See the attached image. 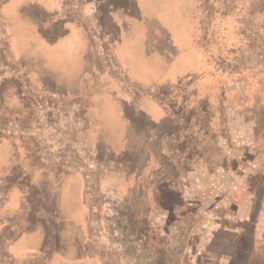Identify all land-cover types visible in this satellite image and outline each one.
<instances>
[{"label": "rangeland", "instance_id": "rangeland-1", "mask_svg": "<svg viewBox=\"0 0 264 264\" xmlns=\"http://www.w3.org/2000/svg\"><path fill=\"white\" fill-rule=\"evenodd\" d=\"M64 1L70 7L65 13L61 0L0 1V32L6 37L0 41V264L6 263L7 241L29 225L36 211L38 216L48 217L37 208L41 204L37 196L40 191L30 185L37 166L42 170L58 167L85 181L82 188L80 178L66 174L61 177V187L53 192L57 193L61 208L78 206L82 198L83 208L75 216L77 225H69L66 220L64 237L65 241L83 243L80 239L85 235L87 253L94 259L90 264H264V0ZM88 1H96V18L105 12L101 5L112 7L111 17L118 18L126 32L130 31L128 24L135 31L134 21L141 13L137 8L143 10L145 21L150 17V22L156 23L151 37L164 26L157 20L165 10L178 21L190 12L192 19L198 21L193 26L194 37L202 40L199 45L207 62L206 70L222 86L227 103L219 106L215 115L219 134L212 138L203 133L193 136L187 119L176 117L170 107L171 98L176 102L182 96L173 85L152 82L151 87L139 88L127 78L112 52L110 33L114 32L105 24H95L94 14L89 19L83 15L82 5ZM91 11L95 13L93 6ZM62 14L88 23V35L94 38L102 69L93 83L118 84L134 99L148 94L177 119L175 124L165 126L172 131L163 139L166 148H160L159 140L156 147L152 143L144 148L140 138L145 140L146 135L140 133V144L130 147L139 151L133 162L132 154L126 151L116 154L117 150L127 149L123 142L114 148L111 139L103 136L96 148L95 141L100 138L85 137L82 129L94 125L84 117L85 108L66 105L54 95L72 92L64 89L75 80L69 67L78 66V52L86 45V61L90 62L93 39L86 38L83 27L68 19L64 21ZM54 17L61 23L48 34L42 26ZM148 33L146 28L145 36ZM75 41H81V50ZM138 50L142 52L141 48ZM6 51L12 55V63ZM172 51L168 43L167 52ZM41 54L45 55L43 59ZM152 61L154 68H161L158 55L151 59V65ZM34 85L44 89H32ZM107 86L99 106L111 115L115 108L111 98L105 104L109 98ZM183 109L192 116L188 108ZM102 112L99 109L97 117ZM114 118L115 115L102 117L104 134L117 125L119 132L131 133L126 122L115 123ZM151 126L144 128L149 130ZM228 135L234 140L231 144L241 145V149L255 148L246 156V165L230 173L217 169L229 144ZM1 136L7 138L2 140ZM186 142L197 148L189 150L193 157L183 159L182 152L192 147ZM152 147L156 152L165 149L166 161L170 160L167 169L161 158L164 155L148 153ZM20 161L23 168L16 166ZM175 162L177 165L172 167ZM24 168L31 170L27 173ZM164 178L168 179L166 185ZM47 180L53 183L55 178L47 176L44 181ZM47 195L45 198L52 202L53 196ZM14 196L18 200H11ZM38 239L39 233L35 232L33 246H39ZM51 247L52 252L43 255L51 254L49 264H67L72 248L56 247V243ZM26 260L42 264L40 259Z\"/></svg>", "mask_w": 264, "mask_h": 264}, {"label": "crops", "instance_id": "crops-1", "mask_svg": "<svg viewBox=\"0 0 264 264\" xmlns=\"http://www.w3.org/2000/svg\"><path fill=\"white\" fill-rule=\"evenodd\" d=\"M1 1V0H0ZM3 2H8V0H2ZM187 1L190 0H185ZM61 7L62 12H66V10H70V7L65 3L64 0H61ZM86 5H82L83 7V15L85 18H92L91 16L94 14V21L95 24L98 22L100 25H106L111 28V31L114 32V34L110 33L111 39H112V52L114 53V56L116 58L117 63L119 64L120 69L123 71V73L127 76L128 79L132 80L134 84L139 86V88L144 87H151L152 82L154 83H165V82H174L175 79H177L182 73L184 72H196L201 67H193L190 70L187 68H190L185 64L186 62H183V57H186V54L191 53V56H194L195 54L198 55L200 52L198 48L194 47V28L195 26V20L192 19L190 12H185L184 18L183 15L180 16V21L177 19H174L169 11L165 10L163 13L160 11V13H163L162 17H160L157 20V24L161 26V24H164V26H161L158 30V34H155L154 36H150V32L152 30V26L156 25V23L150 22L151 18L143 16V10L137 8V11H141L140 15L138 14L137 20L134 21V27L136 28L135 31L132 29V25L128 24V27L130 28V31L124 30V25L120 24V21L118 18H113L112 16V7L106 6L105 8L100 6L101 10H105L103 13L101 11V17H97V5L96 1L93 3L91 1H88L85 3ZM89 5V7H86ZM184 5V4H181ZM91 6L94 7L95 13L91 11ZM111 9V10H110ZM114 9V8H113ZM182 13L183 10L181 11ZM119 14H121L118 11ZM159 13V16H160ZM67 14V13H66ZM62 14V18H64L66 21L67 19L73 21L76 25L83 27V30L85 31V35H89L90 30L88 29V23L87 21H81L80 18L75 19L72 17V15H66ZM174 15V14H173ZM59 18V16H55ZM55 17L47 23V25L42 26L43 30H48V34L53 31L55 28L59 27V24L61 23L60 20L55 19ZM123 17V16H122ZM110 19V20H109ZM170 19H172L173 22L170 23ZM72 23V22H71ZM87 23V24H86ZM97 23V24H98ZM122 25V26H121ZM41 27V28H42ZM146 28H148L149 33L146 35ZM40 29V28H38ZM132 29V31H131ZM124 31V32H123ZM132 32V33H131ZM136 32V33H135ZM155 32V31H154ZM131 33V34H130ZM86 36L87 39L92 40L93 42V50L90 52L92 55V58L90 59V62L88 63L86 61V58L88 57V52H86L87 45L85 40L86 48L82 49L80 42L81 41H75L79 43V49L81 51L78 52V56L80 58V61L78 63V66H74L72 69V65H70L69 70L72 72V78L75 80L71 83L70 87H66L64 89H68L72 92H69V95H67L65 92L61 96H58L59 101H62L64 104L73 106V107H84L85 110L83 111L84 117L86 116L89 121H93L94 125L92 127H85V129H82V132L85 133L86 136H94L93 138L99 139L98 141H95L96 148L97 142H99L102 137L110 138L111 146L114 148H118L120 146V143L123 142L125 146H127V149H125L123 152H118L119 150H115L116 154H124L125 151L128 155L132 154L133 162L136 161V159L139 156V151H136L137 148H134V150H130V147L133 145V147H137L139 143V135L140 133H144L143 136L146 135L145 140L144 137L141 139L140 142L143 145L144 148L149 147L150 144L155 143L156 144L159 141L161 142V146L166 148L167 146L166 141L163 139H167L169 136V132H172L171 130H166L165 126L167 123L170 125L175 124L176 118H174L172 115L169 114L167 109H165L158 101L151 100V97L148 96V94H142L140 98H133L131 97L124 89H122L120 86L113 85V84H107L103 81L93 83V78L96 77V75H100L101 72V66L99 67V63L101 64V59L98 58L97 47L94 45V38ZM2 38H6L3 33L0 32V41ZM4 41V40H3ZM2 41V43H3ZM7 41V40H6ZM130 41H135V45H131ZM126 42V43H125ZM154 42V45H153ZM168 43L171 46L172 52H167V45ZM146 45H148V48L146 49ZM1 46V44H0ZM192 47L194 49H192ZM138 48L142 49V52L138 50ZM191 50V51H190ZM196 52V53H195ZM7 53V51H6ZM125 55H124V54ZM153 53L155 54L154 56ZM1 55V53H0ZM158 55L159 66L161 68H154L153 61L151 65V59ZM200 55V54H199ZM198 55V56H199ZM8 60H13V57L11 54L7 53ZM42 59L45 57L44 54H41ZM100 60V61H97ZM200 59L196 60L199 61ZM195 64V65H196ZM187 66V67H185ZM164 67V69H163ZM4 68V67H3ZM163 69V71H162ZM170 71V72H169ZM161 72H164L161 73ZM99 73V74H98ZM35 74V73H32ZM163 74V75H162ZM33 85V84H32ZM107 86L106 94L109 95V98L106 99V102L111 98L113 107L115 109H111V115L110 113H107L104 111V108L99 106L102 104L101 95L103 94L104 86ZM37 91L44 89L39 85L33 86ZM137 88V89H139ZM79 89V91H77ZM94 92V93H93ZM143 93V92H142ZM89 94V95H88ZM141 94V93H140ZM134 96V94H132ZM123 107H127L126 109H123ZM100 109L101 113L100 118L97 117L98 110ZM121 112V115L119 114ZM115 115V123L117 121H122L123 123L126 122L128 125V128L130 126L131 133L130 132H119L118 125L116 127L112 126L110 131L104 134L105 128L103 127L101 129L100 123H102V117H106L109 119V117H113ZM183 120L184 118H180ZM142 122L144 124H142ZM151 126L149 127V130L147 128H144L145 126ZM139 128V129H138ZM137 130L139 133H137ZM148 132V133H147ZM93 134V135H92ZM237 136V135H236ZM239 138V137H238ZM114 139V140H113ZM240 139V138H239ZM133 141V142H132ZM149 143V144H148ZM156 152L153 149L155 148H149V154L150 155H164L166 154L165 149ZM130 151V152H129ZM151 158V157H150ZM152 159V158H151ZM177 165V162H175V166ZM225 167H217V169L225 170ZM87 180H89L88 176H85ZM2 180H0L1 182ZM88 185V183H86ZM86 185V186H87ZM14 192H18L16 189L12 190ZM19 195V193H18ZM11 200H18L16 196H14ZM19 204H16V207ZM262 215H256V217H260ZM247 218V217H246ZM241 221V219H240ZM257 227L259 226L258 223H256ZM9 241H7L6 245L4 246V252L6 255L5 264H11L12 257L11 255L7 254V248H8ZM16 248V245H15ZM51 247H45L43 250L49 251ZM28 257V256H27ZM26 257V258H27ZM36 259V258H35ZM24 260V259H23ZM23 260L19 261L22 262ZM18 261V259H17ZM26 261L25 264H31L30 260H24ZM32 261V260H31ZM21 264V263H18ZM225 264V263H224Z\"/></svg>", "mask_w": 264, "mask_h": 264}, {"label": "trees", "instance_id": "trees-1", "mask_svg": "<svg viewBox=\"0 0 264 264\" xmlns=\"http://www.w3.org/2000/svg\"><path fill=\"white\" fill-rule=\"evenodd\" d=\"M198 21H195V26H197ZM195 28H194V35H195ZM195 48L197 47L199 50V56L194 55L191 56V53L186 54V57H183V62H186L188 70H190L193 67H201L197 73L196 72H184L182 73L177 79H175L174 82H165L164 84H170L174 86V90L179 91L182 96L180 98V101H174V99L171 98L170 101V107L172 111L174 112L176 117H182L184 119H187L190 126V132L193 133V136L195 134L203 133L205 135H209L211 138L219 134L218 128H216V122L217 119L215 118V115L218 114V107L226 105L225 95L223 96L222 92V86L218 84L217 81H214L212 78V74L208 72V66L206 65L207 62L204 58V54L202 53V47L199 45L202 43V40L199 38L195 39ZM192 49H194L192 47ZM191 51V50H190ZM196 53V52H195ZM200 59L197 61L196 60ZM196 64V65H195ZM185 66V67H187ZM177 104V105H176ZM187 111L190 110L192 113V116L190 117L185 114L181 109L183 108ZM183 109V110H184ZM195 129V131H191V129ZM88 132V131H86ZM84 132L83 134L85 135ZM189 132V133H190ZM1 134V133H0ZM192 136V135H191ZM2 140L6 139L7 137L1 136ZM190 136L187 135V139H189ZM188 141V140H187ZM1 142V141H0ZM2 144L0 143V146ZM186 145L192 146L191 148H187V151L182 152V158L186 159L188 157H193L191 155L192 151H189L191 149L194 150L196 145H191V142ZM223 152V151H222ZM21 155V152H20ZM198 156L199 154L196 153ZM1 156V155H0ZM22 156V155H21ZM162 159L165 160L166 163V169L168 168V164L170 162H167V157L162 156ZM20 165L21 168H23L22 162L16 163V166ZM35 166V165H34ZM175 165L172 164V167ZM34 168V167H31ZM25 169V168H24ZM30 168H26L25 172L27 170V173H29ZM31 170V169H30ZM35 171V172H34ZM34 173L30 177V185L36 186V188L40 191L37 196L41 199V204L38 205L37 208H41V210L45 211V213L48 215V217H41L38 216L35 212L33 217L29 220V225L27 227L17 233V235L9 240L8 248H7V254L11 255L12 262L11 264H18L22 262L23 259L26 260L27 256L31 257L33 259H40L42 264H49V258L51 257V254L49 253L46 256H43L46 254V252H52V244L56 243V247L62 246V247H69L72 248V251L70 253V257L66 259L67 264H90L94 261L93 258L89 257L87 253V247L85 244V235L80 239L83 243H76L75 240L73 242L71 241H65L64 233L65 229L64 226L66 225L65 222L67 220V223L75 227L77 223L75 222L76 218V212L78 215H80L81 209L83 208V201L81 198V203L78 204V206H74L72 204L61 208L60 200L58 195L54 194V189L58 191V188L61 187L60 184L62 183L61 177L65 176L66 174L75 177L77 179L80 178L82 182V188L85 185V181H82L83 178H81L78 174H72L67 173L66 171H61L60 168H46L45 170L40 169V167H36L34 169ZM43 171V172H42ZM24 172V171H23ZM47 176H54L55 181L51 183L49 180H46ZM165 176H167V172L165 173ZM168 179L164 178V184L166 185V181ZM52 184H55L56 187L52 186ZM46 192H44V191ZM38 191V192H39ZM46 193V194H45ZM47 193L50 194V196H53V201L49 202L47 197L45 198V195ZM180 195L181 190L179 189ZM44 195V197L42 195ZM83 197V196H82ZM48 200V201H47ZM51 200V199H50ZM48 202V203H47ZM40 206V207H39ZM85 206V204H84ZM79 208V209H78ZM78 209V210H77ZM73 212V213H72ZM68 216V219L66 217ZM36 223V225H35ZM3 225H0V230ZM59 226L62 227V231L59 230ZM79 226V222H78ZM82 224L79 226L81 227ZM72 228V230L74 229ZM28 232V236L26 235ZM35 232L39 233V246L35 247L32 243L33 241V234ZM63 232V233H62ZM62 233V234H61ZM64 237V239H63ZM16 245V248H15ZM45 247H51L49 251L43 250ZM18 259V261H17ZM23 260V264L26 263V261ZM25 262V263H24Z\"/></svg>", "mask_w": 264, "mask_h": 264}, {"label": "flooded vegetation", "instance_id": "flooded-vegetation-1", "mask_svg": "<svg viewBox=\"0 0 264 264\" xmlns=\"http://www.w3.org/2000/svg\"><path fill=\"white\" fill-rule=\"evenodd\" d=\"M228 133H230V132L228 131ZM228 141H229V144L225 146V152L222 153L223 157H221L222 164L220 163V165L222 167H225L224 171H228L230 173L231 170H234L236 168H239L241 170L244 167V165H246V156H248V154L251 151L253 153V149H255V148L254 147L251 148V146H249L247 148L242 147V149H241L239 147L241 145L235 146V145L231 144V142L234 141V140H232V135H228ZM223 148L224 147H222V149Z\"/></svg>", "mask_w": 264, "mask_h": 264}]
</instances>
